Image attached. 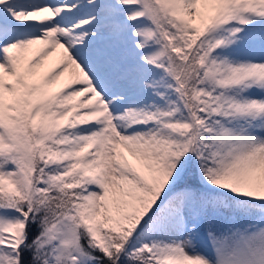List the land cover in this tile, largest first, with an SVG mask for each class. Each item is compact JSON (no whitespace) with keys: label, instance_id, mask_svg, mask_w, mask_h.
Instances as JSON below:
<instances>
[{"label":"snow or ice","instance_id":"obj_1","mask_svg":"<svg viewBox=\"0 0 264 264\" xmlns=\"http://www.w3.org/2000/svg\"><path fill=\"white\" fill-rule=\"evenodd\" d=\"M0 264H264V0H0Z\"/></svg>","mask_w":264,"mask_h":264}]
</instances>
